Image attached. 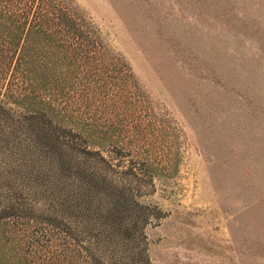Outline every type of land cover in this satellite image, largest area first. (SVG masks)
Masks as SVG:
<instances>
[{
    "label": "rangeland",
    "instance_id": "374dc122",
    "mask_svg": "<svg viewBox=\"0 0 264 264\" xmlns=\"http://www.w3.org/2000/svg\"><path fill=\"white\" fill-rule=\"evenodd\" d=\"M74 1L138 86L87 114L148 264H264V0Z\"/></svg>",
    "mask_w": 264,
    "mask_h": 264
},
{
    "label": "trees",
    "instance_id": "16d2710c",
    "mask_svg": "<svg viewBox=\"0 0 264 264\" xmlns=\"http://www.w3.org/2000/svg\"><path fill=\"white\" fill-rule=\"evenodd\" d=\"M137 87L74 0H0V264L149 263V215L87 114Z\"/></svg>",
    "mask_w": 264,
    "mask_h": 264
}]
</instances>
